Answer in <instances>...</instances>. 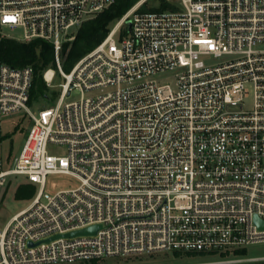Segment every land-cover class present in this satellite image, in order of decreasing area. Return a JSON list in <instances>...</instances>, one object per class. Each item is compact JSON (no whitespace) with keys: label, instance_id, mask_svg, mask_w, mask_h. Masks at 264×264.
Segmentation results:
<instances>
[{"label":"built area","instance_id":"1","mask_svg":"<svg viewBox=\"0 0 264 264\" xmlns=\"http://www.w3.org/2000/svg\"><path fill=\"white\" fill-rule=\"evenodd\" d=\"M115 1L0 0V36L50 42L56 70L43 80L64 81L55 106L32 111L34 67L0 59V141L6 116L32 120L12 163L0 158V200L12 176L39 186L0 229V264L264 243V0H180L163 11H141V0L65 72L64 44ZM165 74L173 84L158 81ZM48 175L79 185L46 193Z\"/></svg>","mask_w":264,"mask_h":264},{"label":"rangeland","instance_id":"2","mask_svg":"<svg viewBox=\"0 0 264 264\" xmlns=\"http://www.w3.org/2000/svg\"><path fill=\"white\" fill-rule=\"evenodd\" d=\"M164 1L173 5L180 4V0ZM144 3L148 8H158L160 7L162 0H146ZM119 20L113 21L110 24V29H112L119 22ZM77 31L74 35H76ZM7 33L12 37H19L21 34L20 31H8ZM72 39L68 40L67 42L72 41ZM53 68L56 70V67ZM174 80L175 79L172 74H165L158 78L160 83L173 84ZM63 82V79L58 75L54 81L55 87H51L44 82L42 75L38 76L35 84V89L37 92L32 97V102L30 103L32 111H37L40 108L55 106L61 91V89L58 87V84ZM78 98L79 94L72 93V95L66 100L67 102H70ZM2 123L3 126L2 139L0 141V158H2L7 165H10L22 148L26 136L32 126V120L28 114H26L24 111H20L10 116H6ZM48 151L50 154L57 156H63L67 153L66 147L53 144L49 145ZM9 180L10 182L0 200V229H2L10 220V218H12L16 213L26 208L30 204L39 189L38 185L29 183L24 176H12ZM27 185L29 186L28 189H30L32 192L31 195L27 197H17V192L20 187ZM78 185L79 182L71 176L48 175L46 178L44 191L46 193L54 194L57 191L75 188ZM247 251L248 253L246 256L238 257L233 256V253H226V256L214 255L206 256L204 258H187L184 256L175 257L174 253L164 252L128 258L111 257L95 262L77 261L71 264H233L244 262H264V243L252 245L248 247Z\"/></svg>","mask_w":264,"mask_h":264},{"label":"trees","instance_id":"3","mask_svg":"<svg viewBox=\"0 0 264 264\" xmlns=\"http://www.w3.org/2000/svg\"><path fill=\"white\" fill-rule=\"evenodd\" d=\"M141 0H116L115 3L107 10L99 14L94 19L85 21L78 29L74 39L64 44L61 52L62 67L65 72L72 69L75 63L84 55L89 53L98 44H100L110 31V24L119 20L127 13L133 6ZM141 11L147 10H175L176 5L170 4L164 0L158 8H148L143 3L140 8ZM0 59L1 61L15 67L31 65L35 70L34 85L31 91V96L37 92L35 89L36 79L38 76L48 69L56 67L55 55L53 45L45 40L37 39L28 43L20 42L15 39L0 36ZM39 89V88H38ZM29 186L20 187L17 192V197H27L31 195ZM28 189V190H27ZM247 249L237 250L233 256H246ZM175 257L187 258H204L206 255L203 253L187 252L180 253L174 252ZM226 256V253L220 254ZM97 260L91 261L95 262ZM233 264H264L263 263H233Z\"/></svg>","mask_w":264,"mask_h":264},{"label":"water","instance_id":"4","mask_svg":"<svg viewBox=\"0 0 264 264\" xmlns=\"http://www.w3.org/2000/svg\"><path fill=\"white\" fill-rule=\"evenodd\" d=\"M128 24L131 27L130 21H128ZM258 223L260 224V226L264 227V223L260 222L259 220H258ZM98 228H99L98 226H94V227H90V228H87L84 230L71 232V233L65 234L64 236H75V235H80V234H92V233H95Z\"/></svg>","mask_w":264,"mask_h":264},{"label":"bare ground","instance_id":"5","mask_svg":"<svg viewBox=\"0 0 264 264\" xmlns=\"http://www.w3.org/2000/svg\"><path fill=\"white\" fill-rule=\"evenodd\" d=\"M52 75H53L52 71H48L47 74H46L47 78H51Z\"/></svg>","mask_w":264,"mask_h":264}]
</instances>
